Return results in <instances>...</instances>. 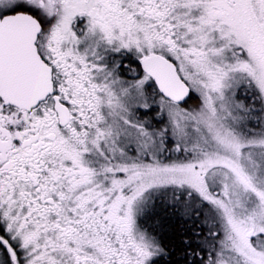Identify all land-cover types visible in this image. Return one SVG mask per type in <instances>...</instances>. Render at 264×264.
<instances>
[{
  "label": "snow or ice",
  "instance_id": "obj_1",
  "mask_svg": "<svg viewBox=\"0 0 264 264\" xmlns=\"http://www.w3.org/2000/svg\"><path fill=\"white\" fill-rule=\"evenodd\" d=\"M0 264H264V0H0Z\"/></svg>",
  "mask_w": 264,
  "mask_h": 264
}]
</instances>
